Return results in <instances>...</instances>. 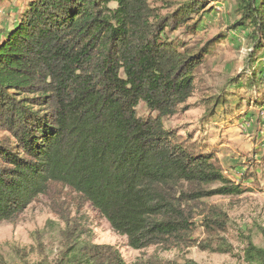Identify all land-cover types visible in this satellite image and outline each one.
Returning <instances> with one entry per match:
<instances>
[{"label":"trees","instance_id":"1","mask_svg":"<svg viewBox=\"0 0 264 264\" xmlns=\"http://www.w3.org/2000/svg\"><path fill=\"white\" fill-rule=\"evenodd\" d=\"M210 1L223 0L167 2V13L150 0H30L3 35L0 226L42 196L66 225L60 256L37 264H128L115 247L82 240V226L52 197L60 189L90 204L135 251L193 247L197 217L209 236L227 231V214L203 200L247 189L225 176L211 146L165 127L187 111L195 73L213 53L211 42L199 52L170 33L195 31L187 23ZM235 2L232 28L247 34L256 54L264 49V0ZM227 102L214 99L211 112ZM218 249L231 252L226 243ZM245 257L264 264V248L249 240Z\"/></svg>","mask_w":264,"mask_h":264},{"label":"rangeland","instance_id":"2","mask_svg":"<svg viewBox=\"0 0 264 264\" xmlns=\"http://www.w3.org/2000/svg\"><path fill=\"white\" fill-rule=\"evenodd\" d=\"M29 1L0 0V41L14 28ZM189 1L150 0L154 7L162 8L163 13L168 12L167 2L177 7ZM206 8L207 12L192 15L187 23L195 25V31L183 27L170 33L172 39L199 52L211 42L213 53L195 73L194 95L186 103L187 111L167 119L165 127L180 131L184 136L192 134L198 142L211 146L225 176L247 189L240 196H214L203 200L227 214V231L209 236L202 228V218L197 217L193 237L197 244L193 247L169 251L150 247L135 251L127 245L126 237L115 233L90 204L70 190L60 189L52 196L56 205L67 207L71 218L82 226L85 233L82 240L115 247L128 264L150 257L171 264H184L188 260L198 264H249L245 257L248 241L264 248V103L256 104L264 102V49L254 54L247 34L232 28L239 19L235 0L210 1ZM255 75L258 86L248 89L247 80ZM224 96L229 105L213 107L211 112L212 101ZM208 103L210 108H207ZM138 111L141 116L148 115L143 104ZM65 228V223L53 213L51 197H39L16 222L0 226V264L56 260L64 249ZM209 243L216 251L203 249ZM225 243L231 246V252L217 251Z\"/></svg>","mask_w":264,"mask_h":264}]
</instances>
